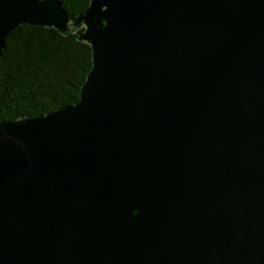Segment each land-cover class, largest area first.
<instances>
[{"label": "water", "instance_id": "1", "mask_svg": "<svg viewBox=\"0 0 264 264\" xmlns=\"http://www.w3.org/2000/svg\"><path fill=\"white\" fill-rule=\"evenodd\" d=\"M22 24L91 66L0 120V264H264V0H0V53Z\"/></svg>", "mask_w": 264, "mask_h": 264}, {"label": "trees", "instance_id": "2", "mask_svg": "<svg viewBox=\"0 0 264 264\" xmlns=\"http://www.w3.org/2000/svg\"><path fill=\"white\" fill-rule=\"evenodd\" d=\"M59 1L71 19L90 0ZM90 66V47L76 34L20 25L7 35L0 53V120L42 115L75 103Z\"/></svg>", "mask_w": 264, "mask_h": 264}]
</instances>
